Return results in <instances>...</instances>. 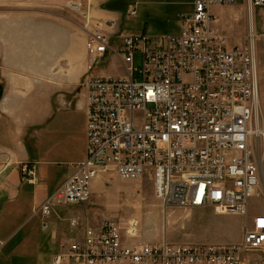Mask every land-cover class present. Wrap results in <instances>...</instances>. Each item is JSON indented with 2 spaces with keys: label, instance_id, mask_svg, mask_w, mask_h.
<instances>
[{
  "label": "built area",
  "instance_id": "obj_1",
  "mask_svg": "<svg viewBox=\"0 0 264 264\" xmlns=\"http://www.w3.org/2000/svg\"><path fill=\"white\" fill-rule=\"evenodd\" d=\"M240 0H197L180 31L151 37L114 34L116 21L94 19L89 9L67 1L87 35V154L40 207L43 230L58 206L88 202L100 176L121 180L149 177L164 209L213 208L248 220L250 200L263 192L264 123L261 112L256 35L229 46L215 30L213 8ZM251 10L264 0H247ZM114 55L121 78L93 74ZM137 61L139 65H137ZM37 184L34 165L22 167ZM264 215L246 222L242 241L231 245L138 242L139 221L82 226L61 243L51 264H246L247 253L264 263Z\"/></svg>",
  "mask_w": 264,
  "mask_h": 264
},
{
  "label": "rangeland",
  "instance_id": "obj_2",
  "mask_svg": "<svg viewBox=\"0 0 264 264\" xmlns=\"http://www.w3.org/2000/svg\"><path fill=\"white\" fill-rule=\"evenodd\" d=\"M66 1L78 3L82 11L89 9L91 16H93L94 6L89 0ZM196 1L127 0L122 20L116 21L117 27L113 29L114 32L109 33L113 36L112 43L114 44L117 41L118 44L119 42L118 37L114 35L117 31L121 34L130 35L147 34L151 37L179 32L182 19L184 16L193 13ZM110 8H113L112 4L109 6ZM217 8L219 11L214 8L212 10L216 18L215 30L227 38L231 47L241 46L246 42L250 33V23L253 21L260 79L261 112L264 113V8L250 10L247 0H240L236 5L217 6ZM62 16L66 21H69L70 32L67 29L65 30V36L63 42H60L61 44L56 45L49 42L43 45V57L35 59L34 62L32 61L35 66L43 68V83L48 82L47 80L50 77L53 78L47 72L54 66L55 60L58 59L59 65L54 69V72L60 71L61 67L68 66L69 50L73 52L75 45L74 39L68 38L69 34L72 38L77 34L84 35L87 40L81 19L67 7V4L63 6ZM6 40L5 37L0 36V41ZM29 46V44L17 43L15 49L19 51V53L17 52L19 55L14 58L10 56L12 51L11 49L8 51V44L0 43V87L3 88V91L9 82L8 77L3 74L4 64L6 66L12 64L11 66L19 68L30 65ZM72 62H77V58L74 57ZM137 65H139L138 61ZM93 74L101 77L121 78L125 76V70L120 59L111 54L96 66ZM87 78L88 74L85 73L75 94H79L82 89H86ZM61 94L63 98L57 102L56 97ZM73 94H64L63 91L57 90L51 100V104H54V108H57V110L54 109L55 113L53 114L55 116L50 122L43 123V158L45 161L43 163V188L46 190L43 191V202L52 194L60 182L62 181V184L63 180L69 175L70 163L78 161L82 156L86 112L79 109L77 104L74 105ZM56 102L57 107H55ZM68 104L69 109H67ZM23 179L25 180L24 177ZM38 184L39 180L37 184L31 185L37 186ZM44 192L50 193L46 199L44 198L46 195ZM92 192L91 199L84 204L56 207L51 219H56L59 216L56 220L63 222L62 225L65 226L63 233L71 230L70 219H77L82 226H97L107 220L127 226L130 220L136 219L139 221L138 240L147 243L166 239L176 245H231L242 241L245 223L249 220L251 222L257 214L264 212V185L263 192L250 200L248 220L242 216L219 215L213 208L186 209L171 207L164 209L155 196L154 185L149 177L142 180H121L113 173L105 174L94 182ZM39 205L40 203L35 205L36 214H40V212L38 213L41 207ZM23 208H25L23 210L25 213L19 219V227L21 228L26 227L29 222V212L31 211L30 205ZM32 222L33 224H30L33 227L35 226V229L42 234L43 217L37 215ZM18 239L15 253L19 249L27 248L21 246ZM12 245L10 244L5 250V257L12 254L10 250ZM34 245L33 242L28 247V249H31L28 258H32V264H37L34 260ZM260 256L261 254L258 253H247L244 258L246 264H264L258 261ZM16 260L21 261L20 258ZM43 264H51V257L47 262L44 259Z\"/></svg>",
  "mask_w": 264,
  "mask_h": 264
},
{
  "label": "crops",
  "instance_id": "obj_3",
  "mask_svg": "<svg viewBox=\"0 0 264 264\" xmlns=\"http://www.w3.org/2000/svg\"><path fill=\"white\" fill-rule=\"evenodd\" d=\"M126 1L89 0L94 6L93 17L103 22L121 21ZM66 2V0H0V36L7 39L0 43L8 44V51L10 49L12 51L10 56L14 58L19 55L17 54L19 51L15 49L17 43L29 44V59L31 61L30 65L20 68L11 66L12 64H7V66L4 64L2 68L3 74L8 77L9 82L4 88L0 101V264H32V258H28L31 251L28 247L33 242L35 243L34 260L37 264H43L44 259L45 262L49 257L52 259L54 252L63 241L72 239L74 235L72 230L63 233L65 229V226L62 225L63 222L56 220L59 216L56 219H49V228L46 231L43 230L42 234L35 229V226H32L33 219L40 215L35 213L37 210L35 205L40 203L39 206H41L43 191H46L43 188V163L45 162L43 158V123L50 122L55 116L53 113L57 108H54L51 100L57 90L63 91L64 94L74 93V97H72L74 105L77 104L79 109L86 112L82 156L78 161L71 162L70 166L83 161L87 154L88 91L82 89L81 93L75 94L82 78L87 73L86 37L77 34L72 38L69 34L68 38L74 39L75 45L73 52L69 50L68 66L61 67L60 71L54 72V69L59 65L58 59L55 60L54 66L47 72L53 78L50 77L46 83H43V68L37 67L33 63L35 59L43 57V45L49 42L56 45L61 44L65 30L70 32V23L62 16L63 6L67 4ZM111 4L113 8H106ZM214 9L219 11L217 7ZM107 31L114 32L113 29H107ZM66 41L68 40L66 39ZM74 57L77 58L75 63L72 62ZM61 98H63L62 94L56 97V101L58 102ZM57 102L55 107H57ZM69 104L67 109H69ZM43 108L45 109L43 110ZM262 119L264 123L263 111ZM31 165L35 167L37 182L39 180L37 186L31 185L23 179L22 167ZM44 193H46L44 197L46 199L50 193ZM27 205H30L31 209L29 222L26 227L21 228L19 219L25 213L23 207ZM258 215H264V212L256 216ZM252 221L253 219L251 222L249 220L250 223ZM17 239L21 246L27 248L19 249L15 253ZM138 242L147 243L142 240H138ZM10 244H13L10 249L12 254L5 257V250ZM17 258H20L21 261H17Z\"/></svg>",
  "mask_w": 264,
  "mask_h": 264
},
{
  "label": "water",
  "instance_id": "obj_4",
  "mask_svg": "<svg viewBox=\"0 0 264 264\" xmlns=\"http://www.w3.org/2000/svg\"><path fill=\"white\" fill-rule=\"evenodd\" d=\"M2 96H3V88L0 87V100L2 99Z\"/></svg>",
  "mask_w": 264,
  "mask_h": 264
},
{
  "label": "bare ground",
  "instance_id": "obj_5",
  "mask_svg": "<svg viewBox=\"0 0 264 264\" xmlns=\"http://www.w3.org/2000/svg\"><path fill=\"white\" fill-rule=\"evenodd\" d=\"M250 8V7H249ZM251 10V9H250ZM251 13H252V11H251ZM252 25H253V21H252ZM254 26V25H253ZM253 26H252V28H253Z\"/></svg>",
  "mask_w": 264,
  "mask_h": 264
},
{
  "label": "trees",
  "instance_id": "obj_6",
  "mask_svg": "<svg viewBox=\"0 0 264 264\" xmlns=\"http://www.w3.org/2000/svg\"><path fill=\"white\" fill-rule=\"evenodd\" d=\"M106 8H109L108 6H106Z\"/></svg>",
  "mask_w": 264,
  "mask_h": 264
},
{
  "label": "snow or ice",
  "instance_id": "obj_7",
  "mask_svg": "<svg viewBox=\"0 0 264 264\" xmlns=\"http://www.w3.org/2000/svg\"><path fill=\"white\" fill-rule=\"evenodd\" d=\"M262 223H264V222H262Z\"/></svg>",
  "mask_w": 264,
  "mask_h": 264
}]
</instances>
